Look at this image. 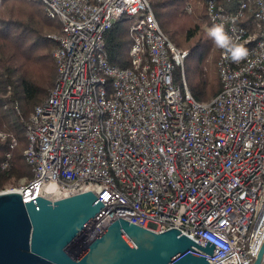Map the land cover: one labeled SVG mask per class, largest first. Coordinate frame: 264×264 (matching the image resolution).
Wrapping results in <instances>:
<instances>
[{
  "label": "built area",
  "instance_id": "obj_1",
  "mask_svg": "<svg viewBox=\"0 0 264 264\" xmlns=\"http://www.w3.org/2000/svg\"><path fill=\"white\" fill-rule=\"evenodd\" d=\"M41 1L62 33L53 36V84L25 123L33 177L18 189L23 200L91 191L103 207L87 242L120 217L210 241L209 264H252L264 243V0L229 9L204 0L212 24L249 51L234 63L219 49L221 88L208 102L192 97L186 52L149 0ZM125 16L130 65L121 68L107 59L104 33Z\"/></svg>",
  "mask_w": 264,
  "mask_h": 264
},
{
  "label": "trees",
  "instance_id": "obj_2",
  "mask_svg": "<svg viewBox=\"0 0 264 264\" xmlns=\"http://www.w3.org/2000/svg\"><path fill=\"white\" fill-rule=\"evenodd\" d=\"M239 1L215 0L226 9L236 8ZM149 4L169 41L186 52L183 72L192 97L198 102L210 101L221 88L219 48L207 35L213 24L204 0H149ZM122 20L104 33L107 59L121 68L130 65L129 27L120 28ZM248 26H252L250 19ZM61 33L60 22L47 15L41 0H0V191L26 185L33 177L23 156L25 123L53 84L57 44L53 36ZM180 73L175 66V82ZM3 162H7L4 168Z\"/></svg>",
  "mask_w": 264,
  "mask_h": 264
},
{
  "label": "water",
  "instance_id": "obj_3",
  "mask_svg": "<svg viewBox=\"0 0 264 264\" xmlns=\"http://www.w3.org/2000/svg\"><path fill=\"white\" fill-rule=\"evenodd\" d=\"M102 207L91 191L53 201L0 191V264H209L210 241L202 246L175 227L154 232L120 217L87 242L85 228Z\"/></svg>",
  "mask_w": 264,
  "mask_h": 264
},
{
  "label": "clouds",
  "instance_id": "obj_4",
  "mask_svg": "<svg viewBox=\"0 0 264 264\" xmlns=\"http://www.w3.org/2000/svg\"><path fill=\"white\" fill-rule=\"evenodd\" d=\"M207 35L212 40L215 47L225 53V59L234 63H239L248 57L249 51L244 44L230 36L223 24H216L207 29Z\"/></svg>",
  "mask_w": 264,
  "mask_h": 264
},
{
  "label": "rangeland",
  "instance_id": "obj_5",
  "mask_svg": "<svg viewBox=\"0 0 264 264\" xmlns=\"http://www.w3.org/2000/svg\"><path fill=\"white\" fill-rule=\"evenodd\" d=\"M132 24V18L131 16H125L121 22H119V27H129ZM208 29V28H207ZM19 189L20 186L12 187V188H6L5 190H11V189ZM4 191V190H3ZM92 229V228H91ZM87 233V232H86ZM88 235V234H87ZM91 237H93V232L90 233Z\"/></svg>",
  "mask_w": 264,
  "mask_h": 264
},
{
  "label": "bare ground",
  "instance_id": "obj_6",
  "mask_svg": "<svg viewBox=\"0 0 264 264\" xmlns=\"http://www.w3.org/2000/svg\"><path fill=\"white\" fill-rule=\"evenodd\" d=\"M16 190H18V188L16 189ZM86 231H88V229L86 230ZM89 232V231H88ZM86 233V232H85ZM86 235V234H85Z\"/></svg>",
  "mask_w": 264,
  "mask_h": 264
}]
</instances>
